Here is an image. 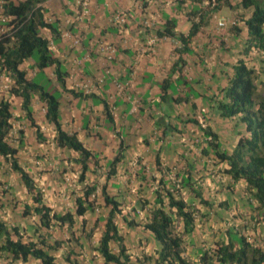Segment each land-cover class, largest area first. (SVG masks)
I'll return each mask as SVG.
<instances>
[{
	"label": "trees",
	"instance_id": "16d2710c",
	"mask_svg": "<svg viewBox=\"0 0 264 264\" xmlns=\"http://www.w3.org/2000/svg\"><path fill=\"white\" fill-rule=\"evenodd\" d=\"M47 1L49 0H0L2 15L7 18L4 22L0 21L1 28H4L0 33V74L3 73L13 80V86L7 93L21 99V111L35 129L39 143L47 138L41 134L40 128L33 120L32 99L37 96L45 105V119L54 127V144L59 150L73 153L75 158L68 155L64 160L78 166L79 182L84 185L78 193L69 191L74 203L72 210L66 212L54 210L45 203L43 193L36 187L35 179L21 166L16 157L23 148V139L20 137L18 146L10 142L11 121L14 117L8 100L1 99L0 157L19 177L28 197L20 209L21 217L25 220V229L0 221V259L23 264L29 261L38 264H82L83 251L90 248L91 237L96 232L95 228L88 227L87 219H92L88 215L90 213L94 218L93 227H97L100 222L103 223L99 230L98 244L91 245L95 253L103 259L102 264H264V244L250 243L245 232L243 234L246 229L244 224L226 227L222 231L224 235L219 231L216 235L218 239L213 240L210 245L201 242V247L198 248L196 247L198 244H190L199 233L196 228L197 219L198 222L206 223L210 212L218 224H228L227 218L231 215L228 201L223 200L216 205L215 198H209L204 192L205 180L214 173L219 176L217 192L225 189L219 194L224 192L225 196L229 195L234 201L237 212L232 218L246 221L247 212L252 215L250 217L252 221L264 226V93L257 90L256 73L243 60H238L233 65V73L227 79L224 88L217 91L214 96L194 91L188 87L187 80L178 77L187 56H200L198 47L195 46L196 49L193 47L200 28L210 26L211 17L225 7L237 12V22L246 29L247 46L242 54L248 59L253 49L264 54V0H236L235 5L230 0L216 2L195 0L200 5L208 2L209 6L214 8L209 12L206 5H201V9L199 6L189 9L186 18L192 23L186 35L176 32L177 22L174 18L164 16L163 28L155 29L152 33L158 38L165 37L178 43L173 50L177 58L169 76L159 83L161 92L155 107L159 110H162L164 104L166 107L161 112L162 116L152 118V128L160 130L161 142L166 138L171 139L172 136L173 140H169L171 144L169 147L172 150H169L168 154H178L187 166L181 173L172 172L171 166L161 164L157 151L154 165L162 174L158 181L151 178V172L147 173L145 167H141L138 175L134 176L138 183L137 189L131 192L134 180L128 179L126 181L128 187L115 195L108 192L109 184L112 183L110 179L117 175L118 167L123 166L125 171L130 168L124 160V142H120L119 150L110 160L88 150L76 133H68L62 127L61 93L70 91L66 88L65 67L55 57L50 42L41 34V30L47 29L52 36L53 44H57L61 36L58 23H47L45 20L46 11L43 5ZM196 16L199 18L198 23L194 22ZM237 22L234 25L236 32L231 33L235 37L244 29L237 27ZM28 62L33 63L29 68L36 71V78L29 79L28 71L21 68ZM49 70L54 76V82H52L54 79L45 75ZM175 74L177 78L173 80ZM177 86L187 87L189 94L186 93L182 98L178 95ZM70 94L75 99H95L89 94L75 92ZM190 96L200 98L209 110H216L220 118L235 120L240 133L235 149L231 153L221 151L218 136L208 126L205 129L201 128L204 137L207 138L206 147L201 148L200 143L189 136L188 127L198 125V121L196 118H186L181 122L179 114H175V106L190 103ZM214 98L217 100L216 106L211 105ZM98 103L103 105L107 123L111 127L114 126V116L107 102ZM190 108L194 110L195 104L190 103ZM111 129L114 131V127ZM177 135L186 137V140L184 142L177 140ZM145 143L148 145V142ZM199 147L202 158L194 160V163L197 162L196 166L190 162V156L195 157L194 149ZM222 165H225V168L221 167ZM103 167L107 170L106 181L99 189L103 200V213L97 216L96 175H100L98 170ZM71 168L74 170L73 166ZM89 172L94 175V180L87 185L85 178ZM200 173L203 175L199 176ZM171 174L173 177L169 180ZM223 178L226 180L221 181ZM175 185L179 186L175 188ZM119 187L117 185L115 189L118 190ZM5 192L7 189L0 190V203L2 197L7 194ZM184 192L188 195L187 199L184 198ZM130 198L140 203L141 210L144 211L141 219L134 206L129 207L128 211L125 210L127 205L134 202L130 201ZM13 199L11 200L14 207L20 204ZM226 199L229 200L228 197ZM201 207L204 211H200ZM87 215L90 218H87ZM33 217L36 219L31 225L30 218ZM119 223L128 230L142 228L150 233L157 245L154 255L139 259L130 254ZM177 226H182L181 231H176ZM186 237L188 253L185 248Z\"/></svg>",
	"mask_w": 264,
	"mask_h": 264
},
{
	"label": "crops",
	"instance_id": "0c3cea01",
	"mask_svg": "<svg viewBox=\"0 0 264 264\" xmlns=\"http://www.w3.org/2000/svg\"><path fill=\"white\" fill-rule=\"evenodd\" d=\"M181 1H184V3H180ZM206 3L203 2L201 5H206ZM201 5L196 3L195 0H149L148 2L147 0H93L90 5V23H88L81 16L82 7L78 4V0H49L44 3L45 20L58 23L61 36L58 43L53 44L52 36L47 29L41 30V34L50 42L55 57L67 71V90L95 97V99H75L70 92L61 93L60 118L63 129L68 133H76L88 150L110 160L114 158L119 150L120 142H124L125 161L128 162L133 171L142 166H148L151 170V178L157 181L162 175L154 165V157L157 151L163 166L168 165L177 172L182 171L187 164L182 158H179L178 154H168V151L172 150L169 147L171 145L169 143L170 139L166 138L163 142L159 141L160 130L155 127L152 128V118L162 116L163 113L161 112L166 107L165 104L162 105V110L155 107L161 92L159 83L169 76L173 63L177 58L173 50L178 45H175L168 38L161 39L156 47L155 56L151 57V54L146 53L147 34L141 30V20L146 18L148 14L152 30L155 31V29L161 30L163 28L164 16H169L177 22L176 32L186 35L191 27V22L186 18L187 12L196 6L201 9ZM119 10H126L131 14L127 24V32L124 33H120L111 21L115 12ZM3 29L0 26V33ZM213 30L214 28L211 29V27L208 29V26L200 28L197 39L200 38L196 44L200 56H187L185 65L180 66L181 75H178L179 78L187 80L188 87L190 86L194 91L200 94L204 93L206 96H214L217 91L224 88L227 79L233 73V65L240 59L239 56L235 59V54L239 52L236 51L235 43L240 39H246L242 35L244 32L237 37L227 35L223 38L224 44L222 40L212 34H209V36L205 34L210 31L212 33ZM149 31L151 33V28H149ZM202 34L205 36L204 38ZM106 44L111 45L113 52L104 49L103 46ZM193 47L196 49L195 45ZM239 47L242 46L239 45ZM250 60L256 62L253 57H250ZM260 60L263 62L262 64L251 63V66L257 70L256 83H262L263 85H261L264 87V58H260ZM32 65V62H28L22 65L21 68L27 70ZM45 75L54 79L50 70ZM35 76L34 71L29 69L27 77L31 79ZM176 78L175 74L173 80ZM54 81L55 79L52 80V82ZM177 92L178 95L182 96L186 94L185 92L188 93V89L184 86H177ZM1 99L8 100L14 117L11 121L10 142L14 146H18L20 137L23 139V148L16 156L21 166L35 179L36 187L43 193L46 204L58 211L72 210L74 203L73 197L69 196V190L66 192L67 202H62L60 199L55 203H48L50 200H47L46 197L49 189L40 181L39 171L47 169L50 165H56L55 177L59 183V179L62 178L61 174L67 169V162L64 159L68 158V155L75 158L72 152L59 150L55 146L54 127L46 121L44 116L45 105L39 101L37 96L32 99L33 120L35 125L40 128L41 134L47 138L39 143L35 135V129L32 128L31 122L26 120L21 111V99L12 97L9 93L2 94ZM100 101H106L112 110L114 116V126L112 127H114V131L107 123L103 105L98 103ZM190 101L195 103L197 107L203 106V101L201 102L200 98H194ZM184 105L182 103L175 106L176 111L184 113L185 110H188V106L185 105V109ZM207 112L209 113L207 115L208 127L218 136L221 151L231 153L235 149L240 133V129L235 125V120L220 118L216 110ZM183 126L185 127V125ZM188 128L192 133V129ZM17 130L23 131V135L17 136ZM198 135L200 133L197 132L194 137ZM145 142H148V145ZM199 150L195 151V157L190 156V162L193 165L197 163H194V160L202 158ZM70 165L75 166V168L78 167L73 162ZM221 167L225 168V165ZM103 171L105 172V168H103ZM117 172L120 176L124 173V170L122 167H118ZM200 175L203 174L200 173ZM204 176L206 177V175ZM218 179L219 176L214 173L204 183V192L209 198H215V203L226 199L224 192L219 194L225 189L217 192L219 190ZM224 180L226 178L221 181ZM58 183L50 190L59 193L64 191V186ZM0 184L1 191L7 189V192H5L7 194L2 197L0 203V221L19 225L20 228L25 229L26 224L21 217L22 212L20 209L21 204L26 201L28 195L20 183L19 177L1 157ZM119 189L122 188L119 187ZM187 196L184 192V198L187 199ZM13 198L19 201L20 204L14 207L12 205ZM228 198L229 208L235 210L232 197L230 198L228 195ZM200 211H204V209L201 207ZM143 214L144 211H142V217ZM214 218L210 212L209 220L206 223H203V221L198 222L199 219H197L196 228L199 233L194 241H190V244L195 245V240L205 239L206 234L203 236L201 233L203 230H199V228L218 223ZM35 219L34 217L30 218L31 225L34 224ZM200 220L204 219L200 218ZM122 234L127 241H130L131 234L135 240L141 241V243L145 241L147 248L149 247L151 252L153 251L152 254H154L157 245L152 235L147 231L136 228L129 233L124 229ZM196 247H199V245ZM32 263L38 264L35 261H29L25 264ZM18 264L23 263L19 262Z\"/></svg>",
	"mask_w": 264,
	"mask_h": 264
},
{
	"label": "clouds",
	"instance_id": "9594fccd",
	"mask_svg": "<svg viewBox=\"0 0 264 264\" xmlns=\"http://www.w3.org/2000/svg\"><path fill=\"white\" fill-rule=\"evenodd\" d=\"M93 2V1H92ZM148 2V1H147ZM212 2H216V0H212ZM92 4V3H91ZM209 5V3L207 2L206 3V5ZM211 8H214V6H211ZM229 9V8H228ZM126 11V10H125ZM240 11H243V10H240ZM117 12V11H116ZM127 12H129V11H127ZM209 12V11H208ZM130 13V12H129ZM235 13H237V12H235ZM82 16V18L84 19V20H86L84 17H83V15H81ZM130 17H131V14H130ZM146 18L148 19V22H149V26H148V28H143V26H142V21H143V19H145V18H142V20H141V30H142V32H144L145 34H147L146 35V41H148V39L149 38H151V37H155L156 39H157V44H156V46H155V51H156V47H157V45H158V43H159V40H161V39H164V38H158L157 36H155L152 32H153V30H152V25H151V21H150V18H149V15L147 14V16H146ZM211 18H214L215 19V22H213L216 26H214V29L216 28V30H213V32H212V35H214V34H216V35H219L220 34V32H222L223 30H224V28L227 26V24H228V21L227 20H225V19H223V18H217L216 17V15H213V17H211ZM130 19V18H129ZM219 19H223V20H225V22H226V25H225V27H223L222 28V30L220 31V32H217V21L219 20ZM50 21V20H49ZM129 21V20H128ZM47 23H51V22H48V21H46ZM87 22L88 23H90V19L89 20H87ZM194 22L195 23H198L199 22V18L196 16V18L194 19ZM54 23H56V22H54ZM192 23V22H191ZM128 24V23H127ZM236 23H234L233 25H235ZM237 27H239V28H241V27H243L244 29H242L243 31L241 32V33H243L244 32V34H242L243 36H244V38L246 37L245 35H246V29H245V27H244V25H242L241 23H237V25H236ZM203 27V26H202ZM209 27H211V29L213 28V26H208V28ZM126 28H127V26H126ZM149 28H151V33H150V31H149ZM205 28V27H204ZM178 33V32H177ZM240 33V34H241ZM180 34H182V33H180ZM239 34V35H240ZM184 35V34H183ZM166 39V38H165ZM171 40V39H170ZM172 41V40H171ZM222 42H223V40H222ZM174 43V42H173ZM146 44V43H145ZM178 45V43H176L175 42V45ZM225 44V43H224ZM246 46H247V43H246V39L243 41V45H242V49L244 50V48H246ZM147 47V46H146ZM50 48H51V45H50ZM53 52V51H52ZM253 52H255V54H253ZM146 53H148L147 52V49H146ZM148 54H150V53H148ZM155 54H156V52H155ZM241 55H239V58L241 59V60H243L244 62H245V64L246 65H248V67L250 68V69H254V68H252V66H251V63H258V64H262L263 62L260 60V58H264V54H262V52L261 51H259V50H255V49H253V51H252V54H251V56L250 57H253L255 60H256V62L255 61H251L250 60V57H249V59L245 56V55H243L242 54V51H241V53H240ZM253 55V56H252ZM153 56H155V55H151V57H153ZM240 59H238V60H240ZM237 60V61H238ZM236 61V62H237ZM30 68H28L27 69V71L29 70ZM25 70V69H24ZM30 70H32V69H30ZM33 71V70H32ZM254 71H255V73L257 72V70L256 69H254ZM34 73H36V71L34 70ZM256 76H257V74H256ZM4 77H7V76H5L4 75ZM8 79H10L12 82V85L10 86V88H9V90L12 88V86H13V80L11 79V78H9V77H7ZM257 78V77H256ZM257 80V79H256ZM257 85V84H256ZM258 87V86H257ZM185 88V87H184ZM9 90H7L5 93H7ZM257 90H259V87H258V89ZM185 93H187V92H185ZM4 94V93H3ZM188 94H189V90H188ZM2 96V95H1ZM0 96V97H1ZM181 96V95H180ZM184 96L185 95H182L181 97L182 98H184ZM191 99H194L193 97H190V100ZM215 101H217L216 100V98H214L213 99V102H212V106H216V103H215ZM201 102H202V100H201ZM190 103H193L192 101H190ZM190 103H184L186 106H188V110H185V112H184V110H183V112L184 113H182V112H178V111H176L175 112V114L176 115H178L179 114V120L182 122L183 120H186V118H189V119H192V118H196L197 119V121H198V125H190L189 127L192 129V133H190V129L188 130L189 131V136H192L196 141H197V143H199L200 141H201V143H200V145H201V148H204V147H206V144H207V138L206 137H204V135H203V132H202V129H205V128H207V126H208V122H209V120L207 119V115H209V113L207 112V111H210L209 109H208V107L206 106V104L204 105L203 104V102H202V104H203V106H199V107H197V105L195 104V103H193V104H195V106H196V108L194 109V110H192V108H190ZM182 104V103H181ZM184 105V108L186 109V106ZM211 106V107H212ZM136 108V107H135ZM109 110H111V109H109ZM112 111V110H111ZM212 111V110H211ZM183 126V125H182ZM200 127V128H199ZM202 128V129H201ZM201 130V131H200ZM200 133V135H198L197 137H194L195 136V134L196 133ZM18 135H23V131H21V130H17V136ZM171 137V141L173 140L172 139V136H170ZM177 140H180L181 142H184L185 140H186V137H179V135H177ZM237 144V143H236ZM200 149V147L199 148H195L194 149V152L196 151V150H199ZM199 151H201V149L199 150ZM126 156H127V153H126ZM124 160H125V158H124ZM125 162V161H124ZM128 163V162H127ZM66 167H67V169H65V171H63V177H64V181L67 183V185H68V187L70 188L69 189V191H74L75 193H78V191L83 187V185H84V183H80L79 182V178H78V180L76 181V185H74V186H70V184H68L69 182H70V179H71V174H70V171H78V175H80V172H79V170H78V167L77 168H75V166H73L74 167V170H71L72 168V166L70 165V163H67L66 164ZM129 169H130V171H129V169H128V171H125L124 170V167L122 166V168H123V170H124V173L122 174V175H118V172H117V175L114 177V178H116V180L118 179V177H120L122 180H124L125 181V187H128V186H126V181L128 180V179H135L134 178V176H137L138 175V173H139V169L138 170H136V171H133V169H132V167L129 165ZM142 167H145L146 168V171H147V173H149L150 174V172H151V170H150V167H148V166H142ZM104 168V167H103ZM106 169H105V172L103 171V169H99L98 170V173L100 174V175H96L97 177H98V192L96 193V197H95V200H96V205H97V210H96V214H97V216H101V213H103V200H102V197H101V192L99 191V189L102 187V185L104 184V182L106 181V179H105V175H106ZM172 172H176L177 173V171H175V170H173L172 169ZM66 173V174H65ZM180 173H181V171H180ZM65 175V176H64ZM90 176H91V173L89 172L87 175H86V178H85V183L87 184V185H90L91 184V182L94 180V175L92 176V179L90 180ZM129 176H131V177H129ZM173 177V174H171V176H170V178H169V180H172L171 178ZM114 178H112V179H110V180H112V183L111 184H109V190H108V192L111 194V195H115L116 193H118V191H120V190H125V187L124 186H122V185H120V184H118L117 182H114ZM102 181V182H101ZM120 186V188H122V189H118V190H116L115 189V187L116 186ZM137 186H138V184L136 183V181L134 180L133 181V183H132V193L137 189ZM179 185H175V188L176 187H178ZM238 186V185H237ZM113 189L114 191L113 192H111L110 190L111 189ZM75 190H77V192L75 191ZM228 196H226V198H227ZM99 199L102 201L100 204L98 203V201H99ZM130 201H136V202H138L137 200H132L131 198L129 199ZM224 200H226V201H228L229 202V200H227V199H224ZM134 202L132 203V205H127V207H125V210L126 209H128L129 210V207H132V206H134ZM221 202H223V201H218V202H216V204H219V203H221ZM139 203V202H138ZM136 209H137V211L139 212V217H142V211L143 210H141V205H140V203H139V208H137L136 206H134ZM128 210H126V211H128ZM236 210H233V209H230V213H231V215H230V217L229 218H227V222L226 223H228L227 225L225 224V223H221V224H218V223H214L215 225H218L219 226V228L217 229V230H215V231H211L210 230V227H212V229H214V227L212 226V225H210V226H201L200 228H199V230H203V231H201V233L204 235V234H206V237H205V239H203V240H200V239H197V240H195L196 241V244H198L199 245V247L198 248H200L201 247V242H206V244L207 245H210L212 242H213V240H215V239H218V237L216 236L217 235V233L219 232V231H221V233H222V231L223 230H225V228L226 227H236V226H238V224H237V220H234L233 218H232V216H236ZM88 215H91L90 213L88 214ZM88 215H87V218H88ZM213 215V214H212ZM245 215H246V221H239L240 223H246V222H248V220L249 221H252L253 219L252 218H250L252 215L250 214V213H245ZM199 216H197V218H198ZM96 219V218H95ZM88 220V227H89V221H91V219H87ZM232 221V222H231ZM234 222H235V224H234ZM256 223H257V221H255ZM121 223V222H120ZM119 223V224H120ZM196 224H197V222H196ZM213 224V225H214ZM99 227H100V229H101V227H102V225H103V223L102 222H100L99 224ZM97 225V226H98ZM244 225H246V224H244ZM257 225L258 226H260L261 228H263L264 229V226L263 225H259L258 223H257ZM94 226V222H93V220H92V226H90V229H92V227ZM120 231H121V233H122V230H126V231H128V232H131V231H133L134 229H132V230H128L123 224H120ZM181 228H182V226L180 227V226H177L175 229H176V231L177 232H179V231H181ZM204 228H206L205 230H204ZM100 229H98V227L96 228L95 227V230L94 231H96V232H98V234H99V236H100V232H99V230ZM136 229V228H135ZM142 229V228H141ZM143 230V229H142ZM95 232V233H96ZM244 232L245 231H243V234H244ZM94 235V234H93ZM222 235H224L223 233H222ZM99 236H98V239H99ZM124 236V235H123ZM93 237V236H92ZM91 237V238H92ZM125 237V236H124ZM98 239H97V241H96V243H95V245H97L98 244ZM126 239V238H125ZM127 241V240H126ZM187 241H188V239H187V237H186V239H185V248H186V250H187V253H188V244H187ZM191 241H194V240H191ZM248 241L250 242V243H252L253 245H257L256 244V242H254V240H249V238H248ZM144 243H146L145 241H144ZM144 243H141V245H144ZM126 247H127V245H126ZM136 250H142L141 249V246L140 245H138V248H136ZM85 251V250H84ZM93 251H94V249H93ZM128 251H129V249H128ZM95 252V251H94ZM130 252V251H129ZM153 252V251H152ZM152 252L151 253H149L148 254V256H150V255H154V254H152ZM95 254H97V255H99L98 253H95ZM130 254H133V253H131L130 252ZM143 251L141 252V256L139 257L138 255H135V254H133L134 256H136L137 258H139V259H142L143 258ZM60 255L58 254L57 255V257H59ZM100 256V255H99ZM144 256H146V255H144ZM100 259L102 260V262H103V259L100 257ZM153 264V263H152Z\"/></svg>",
	"mask_w": 264,
	"mask_h": 264
},
{
	"label": "rangeland",
	"instance_id": "374dc122",
	"mask_svg": "<svg viewBox=\"0 0 264 264\" xmlns=\"http://www.w3.org/2000/svg\"><path fill=\"white\" fill-rule=\"evenodd\" d=\"M230 1H231V3L233 5H235L236 2H237L236 0H230ZM206 9H207V12H208V11H211L213 8H211V6H209L207 4L206 5ZM215 15H216L217 18H223V19L227 20L228 24L224 28V30L222 32H220L219 35L214 34L213 36L217 37L219 40H223V38L226 37L227 35L230 36L231 33L236 32L235 29H234V25H233L234 23L237 22L236 13L234 12V10H230L227 7H225L219 13H217ZM213 22H215V19L211 18V22H210L209 25H212L213 28H214V26H216V25ZM208 29H210V27ZM214 30H216V28ZM205 34L209 36V34H212V33L210 31V32H207ZM202 37L204 38L205 36L202 34ZM199 38L200 37H198V39H197V37H196L195 42H194L195 46H196ZM243 41H244L243 39H240V40L236 41V43H235L236 51L237 50L239 51L238 53L235 54V59L238 58L239 55H241L240 51H243V49H242L243 47H241V48L239 47V45H241V46L243 45ZM223 42L225 43L224 40H223ZM256 84L259 87L258 92L259 93H264V87L262 86L263 84L262 83H261L262 85L258 84V83H256ZM49 87L50 86H48V88ZM196 98H198V97H196ZM55 170H56V165H53V166L50 165V166L47 167V169H45V170L43 169V170L39 171V175H41V180L40 181L42 183H44L46 188L49 189V193L47 194L46 199L50 200V202H48V203H55L56 201H58L60 199H61L62 202H67L68 196H67L66 192L70 188L68 187L67 183L64 181V177L62 176L63 174H61L62 178L59 179V183H58V181H57V179L55 177V175H56L55 174ZM56 172H57V170H56ZM70 174H71V179H70V182L68 184H70V186H74V185L77 184L76 181L79 178V175H78L79 173H78V171L75 170V171H70ZM91 179H92V175L90 176V180ZM56 182L58 184H62L64 186V191H62L61 193L56 192L55 190H50V189H52L53 186H55V184H57ZM114 182H117L120 185L125 187V181L122 180L120 177H118L117 180H116V178H114ZM75 191L77 192V190H75ZM110 191L113 192L114 190L111 189ZM25 200H27V199H25ZM101 202L102 201L99 199L98 203L100 204ZM134 206L139 208V203L135 201L134 202ZM126 210H128V209H126ZM89 216L92 218L91 221H89V228H90V226H92V220L94 221V218L92 217V215H89ZM90 217H88V218H90ZM234 224H235V222H234ZM237 224H238V226H241L242 224H246L245 234H246L247 238H249V240H254V242H256L257 245H263L264 244V229L261 228L260 226H258L255 221H249L248 220V222H246V223H240L238 221ZM212 226L214 227V229H212V227H210L211 231H215V230H217L219 228V226L215 225V224L212 225ZM97 227H98V229H100L99 225ZM94 228L95 227H92V229H94ZM98 236H99V234H98V232H96L93 235V237L91 238V240H90V243H91L90 244V248L89 249L87 248L85 251H83L84 259L82 261L83 262L82 264H102L103 263L102 260L100 259V256L95 254V252L93 251L94 247H92V246L95 245V243H96V241L98 239ZM130 237H131V239H130V241H126V245H127V248L129 249V251L131 253H133L135 255H138L139 257L141 256V252L142 251H143V254H142L143 256L144 255L148 256V254L151 253V249L149 247L147 248L146 243H144V245H141V241L135 240L132 234H131ZM138 245L141 246L142 250H136V248H138ZM58 254H60V253H58ZM59 260L60 259H58V261ZM0 264H18V263H11V262H9V261H7V260L2 258V259H0Z\"/></svg>",
	"mask_w": 264,
	"mask_h": 264
},
{
	"label": "built area",
	"instance_id": "2783aa9c",
	"mask_svg": "<svg viewBox=\"0 0 264 264\" xmlns=\"http://www.w3.org/2000/svg\"><path fill=\"white\" fill-rule=\"evenodd\" d=\"M93 0H78V4L80 5V7H82V12L81 15H83V17L86 20H89L91 17V9H90V5L92 3ZM149 1V0H147ZM214 1V0H213ZM3 9H2V4L0 3V21L4 22L7 20V18L5 16L2 15ZM130 18V13L127 11H122L119 10L117 12H115V14L112 17V24L119 30L120 33H124L127 32V23L128 20ZM142 26L143 28H148L149 26V22L148 19L145 18L142 21ZM226 22L223 19H219L217 21V32H220L222 30L223 27H225ZM157 44V39L155 37H151L148 39V41H146V48L147 52L150 53L151 55H155V46ZM104 49L106 51L109 52H113V48L111 47L110 44H106L103 46ZM0 80H1V84H0V96L5 93L7 90H9L10 86L12 85V81L10 79H8L7 77H4V74H0Z\"/></svg>",
	"mask_w": 264,
	"mask_h": 264
},
{
	"label": "bare ground",
	"instance_id": "6f19581e",
	"mask_svg": "<svg viewBox=\"0 0 264 264\" xmlns=\"http://www.w3.org/2000/svg\"><path fill=\"white\" fill-rule=\"evenodd\" d=\"M204 236V235H203Z\"/></svg>",
	"mask_w": 264,
	"mask_h": 264
}]
</instances>
